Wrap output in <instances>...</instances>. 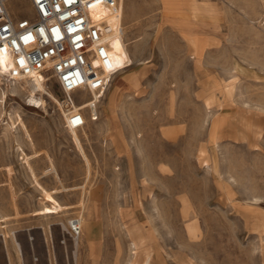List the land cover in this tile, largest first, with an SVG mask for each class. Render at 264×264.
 <instances>
[{
    "label": "rangeland",
    "instance_id": "obj_1",
    "mask_svg": "<svg viewBox=\"0 0 264 264\" xmlns=\"http://www.w3.org/2000/svg\"><path fill=\"white\" fill-rule=\"evenodd\" d=\"M119 6L96 121L0 85V264H264V0Z\"/></svg>",
    "mask_w": 264,
    "mask_h": 264
},
{
    "label": "built area",
    "instance_id": "obj_2",
    "mask_svg": "<svg viewBox=\"0 0 264 264\" xmlns=\"http://www.w3.org/2000/svg\"><path fill=\"white\" fill-rule=\"evenodd\" d=\"M11 1L0 0V56L6 66L0 65V85L37 77L48 89L53 80L62 93L58 104L68 130L96 121L98 105L120 71L105 39L110 31L106 18L119 16V0H25L24 14L14 12ZM77 92L87 95L75 98ZM90 96L99 99L94 113L90 106L81 107ZM68 230L80 234L77 218Z\"/></svg>",
    "mask_w": 264,
    "mask_h": 264
},
{
    "label": "bare ground",
    "instance_id": "obj_3",
    "mask_svg": "<svg viewBox=\"0 0 264 264\" xmlns=\"http://www.w3.org/2000/svg\"><path fill=\"white\" fill-rule=\"evenodd\" d=\"M99 12H102V10L99 11ZM106 40H109V39H106ZM0 65L3 66V68L6 67V66H5V59H4L2 56H0ZM0 68H1V67H0ZM30 81H32L33 85H37L38 87H40V89H43V88H44V83H43L39 78L34 77V78H32ZM28 86H29V85H28ZM2 91H3V90H2ZM28 91H30L28 97H30V101H31V103H32L33 105L36 104V107H39V106L41 105V103H42V102L40 103V101H41L40 97L37 98V97L35 96V94L32 92V89H31V88H29ZM48 95H49V94H48ZM4 96L6 97L5 92H4ZM78 223H79V221H78ZM79 226H80V225H79ZM74 235H75V234H74ZM148 260H149V257H147V258L144 260V264H146V263L148 262Z\"/></svg>",
    "mask_w": 264,
    "mask_h": 264
},
{
    "label": "crops",
    "instance_id": "obj_4",
    "mask_svg": "<svg viewBox=\"0 0 264 264\" xmlns=\"http://www.w3.org/2000/svg\"><path fill=\"white\" fill-rule=\"evenodd\" d=\"M196 218V217H195ZM193 216L191 217L192 223L190 222L189 225H187V230L191 234L195 235V231L198 229L197 220H194ZM92 259V258H91Z\"/></svg>",
    "mask_w": 264,
    "mask_h": 264
}]
</instances>
